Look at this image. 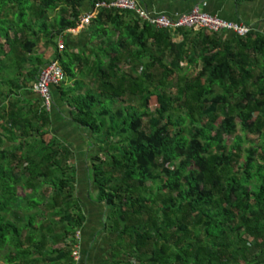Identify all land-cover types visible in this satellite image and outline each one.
Segmentation results:
<instances>
[{
    "label": "trees",
    "instance_id": "trees-1",
    "mask_svg": "<svg viewBox=\"0 0 264 264\" xmlns=\"http://www.w3.org/2000/svg\"><path fill=\"white\" fill-rule=\"evenodd\" d=\"M84 1L0 0V264H73L85 215L77 157L51 135L55 88L92 139L90 197L114 251L137 264H264V32L161 29L102 7L74 53ZM88 50L96 87L53 86L48 111L29 84L53 62L76 79ZM239 125L259 137L247 149Z\"/></svg>",
    "mask_w": 264,
    "mask_h": 264
},
{
    "label": "crops",
    "instance_id": "crops-1",
    "mask_svg": "<svg viewBox=\"0 0 264 264\" xmlns=\"http://www.w3.org/2000/svg\"><path fill=\"white\" fill-rule=\"evenodd\" d=\"M258 1L260 0L237 5L233 0H139L140 4L149 12L173 15L188 12L198 7L200 10L233 21L246 23L252 28L264 32V11L261 10V5H256L255 7L252 4ZM94 4L93 0L84 1L82 6L83 17L89 14L96 16L98 11ZM248 4H251L253 7L247 8L248 6L246 5ZM245 8H247L246 14L243 13ZM223 35L224 37H231L233 33H223ZM89 37V30L84 25L74 30H69L66 41L70 45L71 51L78 53L89 42ZM176 39L179 40L180 36ZM96 40L90 44H94ZM58 43H62V39ZM37 52L42 53L47 61L54 59L55 50L47 48L43 44L38 46ZM87 53L92 54L90 50ZM91 56L92 61L83 72H81L80 68H77L78 65H75L76 79L69 80L68 82L65 80V83L61 85V89L71 93L82 82L85 83L82 91L93 86L94 83L91 82L88 69L94 65L96 55L92 54ZM76 82H79V84H75ZM34 83L33 81L29 84L32 90ZM54 92L55 103L58 109L52 112L53 126L51 135L65 141L66 144L71 146L77 157V160H74L77 172L86 173L84 178L78 179L76 186V197L80 200L85 215V224L80 230L79 235V264H137L133 260L127 261L123 251H114L115 240L112 239L103 226L108 211L104 204L95 203L90 197L91 193L95 194L97 191L95 182L90 179V170L92 168L90 156L95 153L94 147H89L92 139L86 130L80 128L72 121L70 109L62 100V94L59 92V89L55 88Z\"/></svg>",
    "mask_w": 264,
    "mask_h": 264
},
{
    "label": "built area",
    "instance_id": "built-area-1",
    "mask_svg": "<svg viewBox=\"0 0 264 264\" xmlns=\"http://www.w3.org/2000/svg\"><path fill=\"white\" fill-rule=\"evenodd\" d=\"M102 7L135 11L143 21L161 29H205L208 32H231L240 36H246L252 30V27L246 23L220 17L200 10L198 7L188 12L173 15L149 12L140 4L139 0H101L95 5L97 11ZM92 17L94 15L91 14L82 17L80 27L89 24ZM63 48V43H59V49L62 50ZM65 80V72L57 62L48 64L41 69L38 79L33 85V91L41 97L44 108L48 111H51L53 107L51 88L64 83ZM79 235L80 230L76 231L75 242L72 245L70 257L73 264H79Z\"/></svg>",
    "mask_w": 264,
    "mask_h": 264
},
{
    "label": "rangeland",
    "instance_id": "rangeland-1",
    "mask_svg": "<svg viewBox=\"0 0 264 264\" xmlns=\"http://www.w3.org/2000/svg\"><path fill=\"white\" fill-rule=\"evenodd\" d=\"M255 7H256V5H261L260 7H261V10L262 11H264V0H260V1H258V2H256V3H252ZM246 6H248L247 8H251V7H253L251 4H248V5H246ZM251 6V7H250ZM263 6V7H262ZM247 8H245V10L243 11V13H245L246 14V9ZM259 10V9H258ZM242 13V14H243ZM196 71H197V69L196 70H193V72H195L196 73ZM69 81V79H66V82H68ZM65 83V82H64ZM93 88H95L96 86L94 85V86H92ZM157 105H158V102H157V98L156 97H153L152 99H151V101H150V106H151V109L152 110H154L156 107H157ZM237 133H239V134H241V135H243L246 139H245V142H244V144H243V146H242V149H247L250 145H251V143L253 142V143H256L257 141H258V139H259V137H258V135H255V134H248V135H244L243 134V131H242V128H241V125H239V127H238V132ZM232 139H233V136H226V142L227 143H231V141H232ZM96 149L98 148V146H96L95 147ZM85 172H80V173H78V179L79 178H84L85 177ZM91 196H92V198L94 197L95 198V196H96V194H94V193H91Z\"/></svg>",
    "mask_w": 264,
    "mask_h": 264
}]
</instances>
